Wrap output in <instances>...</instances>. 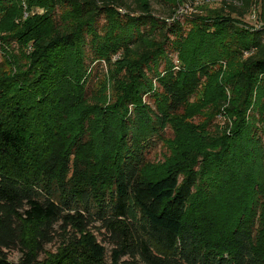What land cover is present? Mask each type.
Wrapping results in <instances>:
<instances>
[{
  "label": "trees",
  "instance_id": "obj_1",
  "mask_svg": "<svg viewBox=\"0 0 264 264\" xmlns=\"http://www.w3.org/2000/svg\"><path fill=\"white\" fill-rule=\"evenodd\" d=\"M187 1L0 0V264H264V0Z\"/></svg>",
  "mask_w": 264,
  "mask_h": 264
},
{
  "label": "rangeland",
  "instance_id": "obj_2",
  "mask_svg": "<svg viewBox=\"0 0 264 264\" xmlns=\"http://www.w3.org/2000/svg\"><path fill=\"white\" fill-rule=\"evenodd\" d=\"M165 1H169L171 3L172 0H165ZM237 5H240V3H235ZM221 3L220 0H194L193 1H187V3H184L183 5L179 6L178 9V14L179 15H184V14H189L195 7V9L199 12L202 13H206V14H213L216 9H218L220 7ZM152 7H153V12L154 15L157 17H166L168 15V13L170 12L169 7L167 5H164L161 2L158 1H154L152 2ZM192 8V9H191ZM35 12H39L42 13V9L36 8L34 10ZM254 15L252 14V16H249L248 18H246L245 20L250 24H254ZM184 21V20H183ZM186 26V25H185ZM188 28H186V30H188L190 28V26H187ZM177 58V57H176ZM176 61V60H175ZM232 70V68H231ZM228 64L226 62H220L218 66H216L214 69H209V73L212 74H218V79L221 80L225 75L229 74V71L231 72ZM102 69H98V71H96V73L93 75V79L99 75V77L101 76V74H103ZM102 72V73H101ZM98 78V77H97ZM95 78V79H97ZM207 78V77H206ZM206 78L203 76L201 79V89H200V93L198 96V100L201 99L202 97L205 98L206 95V100L203 101L204 102V106L208 105V104H212L214 101L213 99L216 98V96H218V91L215 89H218L215 87H213V85L210 82V86H208L206 89H204V84H207V80ZM97 82V80H94L93 83L95 84ZM90 89H92V86H89ZM219 90V89H218ZM220 92V91H219ZM194 99H191V102H193ZM203 109V108H202ZM206 111V109L203 110V112ZM224 118L223 116H217L215 118V120L213 121V125L215 126H219L223 124ZM203 116H195V118L192 119V123L197 126L199 123L203 122ZM173 132L171 130H167L164 133V136L166 138H172ZM166 149L164 148L162 143L157 144L154 148H152L146 155V160L150 161V162H154V163H158L159 160L162 159V155L165 153ZM95 234L97 235V239L99 242L100 241V236L95 232ZM57 247V242L55 241L54 243H52L51 245H48L46 247V251L47 252H54L55 249ZM18 253L12 252L10 254V261L15 263L18 261Z\"/></svg>",
  "mask_w": 264,
  "mask_h": 264
}]
</instances>
